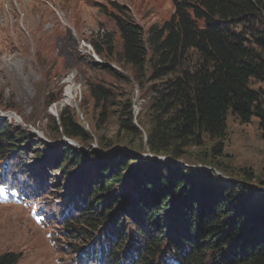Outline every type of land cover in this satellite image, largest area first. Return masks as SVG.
<instances>
[{
  "label": "trees",
  "instance_id": "1",
  "mask_svg": "<svg viewBox=\"0 0 264 264\" xmlns=\"http://www.w3.org/2000/svg\"><path fill=\"white\" fill-rule=\"evenodd\" d=\"M172 1L174 12L170 19L162 25L155 23L146 31L129 8L114 4L118 10L116 24L123 39L121 60L140 74L149 64L152 79L174 74L155 98L147 144L154 154L181 158L186 147L202 145L206 137L222 141L230 114L243 121H250L255 115L264 119L263 92L252 86L253 79L264 82V0ZM112 39L108 34L110 54L114 52ZM94 48L98 53L104 51L98 43H94ZM191 50L199 57L194 67L185 63ZM91 92L98 99L107 94L102 86L92 87ZM56 101L52 98L49 105ZM52 122V132L59 136L65 135L79 144L94 140L70 106L62 108ZM11 126L8 121L0 123V163L4 162L0 169L3 175H9V186L13 188L21 185L20 180L16 183L15 176L25 162L19 143L25 137L31 139L34 133L24 127H16L12 133ZM133 133L142 134L130 106L128 117L120 123L119 135L127 137ZM37 142L44 150H52L43 139ZM10 152L11 160L7 154ZM117 156L115 161L98 151L64 141L43 163L33 166L36 168L25 165L33 181L27 176V181L19 186L21 195L41 189L31 182L46 179L38 176L48 173L53 158L61 171L67 169L66 177L74 171L77 177L86 174L92 178L91 186L71 185L66 194L65 208H71L70 217H65L66 226L72 222L71 228L78 223L96 229L111 216L112 227L107 230L108 235H113L110 238L102 235L94 239L93 233L76 227L87 242L94 241L92 247L82 249L72 264H88L85 256L97 258L89 264H264V195L258 202L248 204L252 189H228L215 182L213 190L203 189V195L209 199L198 200L195 180L185 178L188 169H155L154 162L146 160L132 169L137 161H142L140 157L124 151ZM86 165L97 168V177L93 172L77 169ZM126 181L133 182L137 190L133 211L140 216V221H133L131 236L127 235L124 216L120 218V211H113L123 196V190L119 192L117 187L121 189ZM179 211L186 216L187 230L178 219ZM126 241L128 245L124 244ZM107 246H111L109 250ZM77 247L80 249L81 245ZM21 256L20 252L6 251L0 254V264H17Z\"/></svg>",
  "mask_w": 264,
  "mask_h": 264
},
{
  "label": "rangeland",
  "instance_id": "2",
  "mask_svg": "<svg viewBox=\"0 0 264 264\" xmlns=\"http://www.w3.org/2000/svg\"><path fill=\"white\" fill-rule=\"evenodd\" d=\"M114 3L129 8L145 31L155 23L162 25L174 12L172 0H0V123H11L12 133L16 127L34 133L31 139L25 137L19 143L25 162L17 168L18 177L21 172L27 181L31 172H26L25 167L36 168L33 166L43 163L54 148L57 150L63 145L65 135L52 132V118L58 117L62 108L70 106L77 120L94 136L90 144H79L83 149L98 151L101 156L115 161L119 151L137 155L142 161H137L132 169L139 168L145 160L154 162L155 169L161 166L188 169L185 178L190 182L195 180L198 200H208L203 189L213 190L218 182L220 187L228 189L250 188L253 192L247 197L248 204L258 202L264 195V119L259 116L243 121L230 114L222 141L206 137L202 145L186 147L181 158L154 154L149 149L147 130L153 121L154 101L174 74L152 79L149 64L140 74L121 60L123 39L116 24L118 10ZM108 34L113 38V54L108 53ZM94 43L100 44L104 51L96 52ZM91 48L96 58L88 53ZM198 60L196 51L191 50L185 63L194 67ZM69 86L74 88L70 93L75 95L74 99L65 96ZM97 86L107 90L105 97H94L91 88ZM252 86L261 89L264 98V82L253 79ZM52 98L57 101L49 105ZM130 106L134 123L142 134L124 137V134L119 135V128L121 121L128 117ZM39 138L52 150H44L37 142ZM7 154L11 160L13 152ZM54 160L48 173L38 176H46L43 183L40 178L38 183L31 182L41 189H33L27 200L12 190L14 194L9 193L3 184L0 186V254L22 253L17 264H72L82 249L92 247L94 239L113 236L107 231L112 227L111 216L96 229L75 224L93 233L91 242L77 233L76 227L71 228L74 223L66 226L65 217H70L71 211L64 205L68 201L66 194L71 191V185L89 183L91 186L92 178L86 174L77 177L74 171L66 177L67 169L61 171ZM77 169L93 172L95 176L94 172L98 171L88 165ZM5 176L0 169V183ZM121 187H117V191L123 190V196L113 211L119 210L120 218L124 216L127 235L131 236L133 221H140V216L133 211L137 190L131 181ZM179 213L178 219L185 223L183 229L187 230L186 216ZM171 233L169 229L168 236ZM85 259L89 264L97 258L91 260L85 256Z\"/></svg>",
  "mask_w": 264,
  "mask_h": 264
},
{
  "label": "bare ground",
  "instance_id": "3",
  "mask_svg": "<svg viewBox=\"0 0 264 264\" xmlns=\"http://www.w3.org/2000/svg\"><path fill=\"white\" fill-rule=\"evenodd\" d=\"M74 91V88L69 86L68 87V91H67V94L65 96H67L68 99H74L75 98V95L73 94L72 96L70 95V93L72 92L73 93ZM11 113L8 114V116H10Z\"/></svg>",
  "mask_w": 264,
  "mask_h": 264
},
{
  "label": "built area",
  "instance_id": "4",
  "mask_svg": "<svg viewBox=\"0 0 264 264\" xmlns=\"http://www.w3.org/2000/svg\"><path fill=\"white\" fill-rule=\"evenodd\" d=\"M88 53L93 55V57H95V58L97 57V54H96L94 48H91Z\"/></svg>",
  "mask_w": 264,
  "mask_h": 264
}]
</instances>
